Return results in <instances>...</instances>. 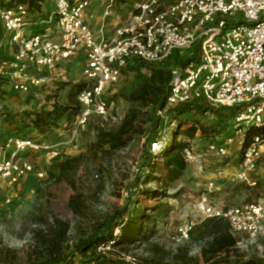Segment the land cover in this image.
Wrapping results in <instances>:
<instances>
[{
  "label": "rangeland",
  "instance_id": "374dc122",
  "mask_svg": "<svg viewBox=\"0 0 264 264\" xmlns=\"http://www.w3.org/2000/svg\"><path fill=\"white\" fill-rule=\"evenodd\" d=\"M137 1L120 0L118 10L125 13ZM241 17L240 13L235 16L237 20ZM195 50L185 51L163 63L140 64L125 73L115 89L107 93L111 105L107 117L93 119L76 136L70 129L69 112L45 120L42 129L35 127L34 120L40 115L44 117L58 104L67 105L69 84L81 81L83 56L60 67L57 73L62 76L54 77L52 82L35 92L37 95L8 94L0 90V94H7L8 100L13 95V101L6 103L0 95V141L18 136L56 146L53 150L59 152L54 158L47 152L26 155L37 170L44 172V178L30 175L19 186L0 189V264H32L42 259L43 239L37 233L50 236V231L56 229V220L70 225L65 250L71 251L78 242L90 237L96 228L129 205V209L136 205L146 208L151 217L146 222L149 242L131 250L128 261L146 259L152 264H211L225 257L220 254L209 262L213 257L209 249L214 232L221 226L232 232L226 223L219 224L206 218L203 209L206 202L233 207L264 199V163L257 169L260 177L257 187L251 188L235 178L242 159L240 138L228 145L231 150L228 158H219L208 151L210 144H227L235 137L233 129L221 128L206 137L200 132L194 138L180 136L177 141L189 145L184 175L168 185L162 197L149 199L141 192L157 188L155 182L146 180L149 149L158 163L157 154L171 145L179 123H183L181 131H185L198 117L184 114L179 120H166V114L162 115L160 110L155 112L152 104L132 100L131 95L146 83H152L156 71L169 72L173 76L182 74V62L190 59ZM6 104L14 107L7 108ZM134 116V125L142 132L129 140L126 147L115 151L108 147L101 151L94 148L99 128L116 131L126 118ZM160 128H164L162 132ZM154 135L157 139L148 143V138H155ZM155 141L159 142V147L154 151L151 143ZM262 154L264 157V152ZM79 156L81 159L72 170L60 173L66 161ZM155 169L156 176H165L162 164L156 165ZM72 197L79 203L77 212L71 206ZM188 223L194 225L190 238L178 241V229ZM118 233L116 229L115 234ZM234 236L238 243L231 250L230 259L264 258V233L255 237Z\"/></svg>",
  "mask_w": 264,
  "mask_h": 264
},
{
  "label": "built area",
  "instance_id": "2783aa9c",
  "mask_svg": "<svg viewBox=\"0 0 264 264\" xmlns=\"http://www.w3.org/2000/svg\"><path fill=\"white\" fill-rule=\"evenodd\" d=\"M11 1L0 0L7 40L0 41V75L12 90L37 95L62 76L57 73L60 67L84 58L79 83L86 86L77 95L81 111L70 125L73 136L93 119L107 117V93L125 73L199 47L198 62L184 75L173 76L160 113L196 100L215 108L245 104L236 118V136L227 144H210L208 151L228 158V145L240 138L242 159L235 178L251 188L258 186L253 174L264 152V135L255 136L246 148L243 142L246 127L264 125V0H139L124 14L118 10L120 0H44L41 13L25 4L9 6ZM94 5L100 7L97 28L91 24L96 19ZM237 13L241 19L235 18ZM5 43L15 48L11 55L4 54ZM151 145L155 151L159 142ZM54 147L22 137L0 141V189L19 186L30 175L44 178L25 156L47 152L54 158L59 155ZM203 209L206 218L226 222L233 235L264 233V199L233 207L206 202ZM193 226L182 225L177 240L189 239Z\"/></svg>",
  "mask_w": 264,
  "mask_h": 264
},
{
  "label": "trees",
  "instance_id": "16d2710c",
  "mask_svg": "<svg viewBox=\"0 0 264 264\" xmlns=\"http://www.w3.org/2000/svg\"><path fill=\"white\" fill-rule=\"evenodd\" d=\"M43 2L44 0H12L9 6L14 4H25L28 5L31 12L38 11L41 13ZM179 54L181 53H176L171 59L173 60ZM198 60L199 47L196 48L195 53L190 59L182 62V75H184L185 71L194 63H197ZM152 79V83H146L138 91L133 93L131 99L152 104L155 112H157V110L163 111L166 107L173 75L169 72L156 71ZM69 85L71 89L68 94L67 105L58 104L52 111L47 112L44 117L40 115L34 120L36 128L42 129L43 124L46 122L45 120L51 117L57 118L64 115L66 112H69L68 117L71 120V124L74 122L81 111V106L77 101V95L86 85L83 82L78 84L71 83ZM244 109L245 104L215 108L201 100L169 108L165 113L166 120H179L184 114H193L198 118L195 119L194 125L190 126L185 131H181L183 123H179L176 129L177 133L173 136L171 145L164 147V149L157 154L160 160L158 163L154 161L156 157L150 153L149 149L148 153L150 157L147 162L148 173L146 175V180L148 182H155L157 188L154 191L142 190V194L149 199L162 197L165 195L167 186L184 175L188 167L186 151L189 149V145L183 141H177L180 136L184 135L189 138H194L195 135L200 132L202 136L206 137L215 134L221 128L226 131L233 129V132H235L236 118ZM134 118L135 116L126 118L116 131L108 130L104 127L99 128L94 148L101 151L108 147L109 150L115 151L126 147L129 140L142 132L134 125ZM165 124L166 121L162 123L163 126H161V128L164 127ZM163 129H161V132ZM260 135H264V125L261 127H246L244 129L243 148L248 147L252 143L253 138ZM156 136H159V134ZM156 136L154 135L155 138H148V143L156 140ZM80 159L81 156L66 161V163L61 166L60 173L62 172V174H65L72 170ZM158 164H162L166 171L163 178L155 175V168ZM70 203L74 211L77 212V208L79 207L77 199L72 197ZM129 206L118 211L110 221L108 220L109 222L96 228L90 237L82 239L71 251L65 250V243L68 239L70 225L64 221L56 220V229L50 231V236L44 237L41 232L37 233V235L43 239L44 253L42 259L34 261L32 264H152L146 259H139L136 262H131L127 259L131 250L137 248L141 243L149 242V230L146 227V222L149 221L151 217L147 213L148 211L146 208H141L139 205H136L129 209ZM213 220L218 221L219 224L224 222L221 219ZM116 229L119 230L118 234H115ZM214 233L215 236L209 249L213 257L209 259V262L220 254H224L225 257L211 264H264V258L259 257L230 259L231 250L237 247L238 241L236 237L230 233L225 226H221V228L217 229ZM101 246L109 247V249L105 252H99L98 249Z\"/></svg>",
  "mask_w": 264,
  "mask_h": 264
},
{
  "label": "crops",
  "instance_id": "0c3cea01",
  "mask_svg": "<svg viewBox=\"0 0 264 264\" xmlns=\"http://www.w3.org/2000/svg\"><path fill=\"white\" fill-rule=\"evenodd\" d=\"M92 12L94 13V16L96 17V19L92 20L91 24H92L93 27L97 28L98 24H99L98 22H99V16H100V7H99V5H94ZM4 34H5V32H4V29H3L2 22L0 20V41H1V39H5L3 41L7 42L6 38H4ZM14 50H15L14 47H12V46L8 45L7 43H5L3 51H4V54L6 56L11 55L14 52ZM0 82H4L3 84L0 85V90H3L5 92H7L8 94L16 93L14 90H12L10 81L7 80V79H4L1 75H0ZM0 95H1V98L3 100H5V103L7 101H10V102L13 101V95H11V99H9V100L7 99V94H0ZM263 163H264V157L261 156V158L258 161V168L257 169H259L260 166ZM253 178L256 179L258 182H260V177H259V174H258V170L255 171V173L253 174Z\"/></svg>",
  "mask_w": 264,
  "mask_h": 264
}]
</instances>
